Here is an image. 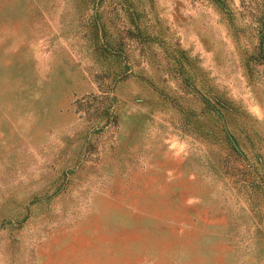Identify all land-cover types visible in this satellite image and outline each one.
<instances>
[{
  "label": "rangeland",
  "instance_id": "374dc122",
  "mask_svg": "<svg viewBox=\"0 0 264 264\" xmlns=\"http://www.w3.org/2000/svg\"><path fill=\"white\" fill-rule=\"evenodd\" d=\"M0 264H264V0H0Z\"/></svg>",
  "mask_w": 264,
  "mask_h": 264
}]
</instances>
